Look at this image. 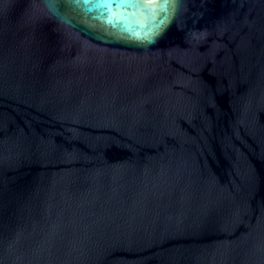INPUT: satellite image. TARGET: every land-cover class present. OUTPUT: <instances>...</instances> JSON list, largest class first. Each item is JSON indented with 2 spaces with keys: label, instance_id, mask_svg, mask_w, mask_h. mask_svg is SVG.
Masks as SVG:
<instances>
[{
  "label": "water",
  "instance_id": "water-1",
  "mask_svg": "<svg viewBox=\"0 0 264 264\" xmlns=\"http://www.w3.org/2000/svg\"><path fill=\"white\" fill-rule=\"evenodd\" d=\"M0 264H264V0H0Z\"/></svg>",
  "mask_w": 264,
  "mask_h": 264
}]
</instances>
